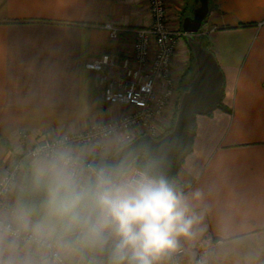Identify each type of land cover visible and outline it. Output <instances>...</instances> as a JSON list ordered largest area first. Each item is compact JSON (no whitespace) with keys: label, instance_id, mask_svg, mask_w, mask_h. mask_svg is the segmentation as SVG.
<instances>
[{"label":"crops","instance_id":"1","mask_svg":"<svg viewBox=\"0 0 264 264\" xmlns=\"http://www.w3.org/2000/svg\"><path fill=\"white\" fill-rule=\"evenodd\" d=\"M166 1L172 27L182 28L197 6ZM208 3L203 40L223 71L228 110L196 116L192 151L177 173V188L203 194L193 206L203 213L204 232L182 241L185 264L201 246L209 264H264V0ZM108 23L123 28L117 38ZM151 23L148 0H0V165L21 162L44 139L128 112L104 104L101 74L86 64L131 52L135 30ZM180 45L172 64L178 93L158 122V136L171 130V113L175 120L184 84L194 75ZM116 140L118 149L124 140Z\"/></svg>","mask_w":264,"mask_h":264},{"label":"clouds","instance_id":"2","mask_svg":"<svg viewBox=\"0 0 264 264\" xmlns=\"http://www.w3.org/2000/svg\"><path fill=\"white\" fill-rule=\"evenodd\" d=\"M119 143L45 139L0 174V264H168L203 235V194L168 182L166 149L126 171Z\"/></svg>","mask_w":264,"mask_h":264},{"label":"built area","instance_id":"3","mask_svg":"<svg viewBox=\"0 0 264 264\" xmlns=\"http://www.w3.org/2000/svg\"><path fill=\"white\" fill-rule=\"evenodd\" d=\"M148 2L152 23L135 30L131 52L105 55L86 64L89 70L101 74L103 102L106 105L128 107L129 111L107 123L91 127L85 134L62 137L67 136L76 143H96L115 135L128 143L142 133L153 137L159 135L158 122L165 116L178 93V85L172 76L173 57L187 33L180 25L170 26L166 0ZM105 28L112 38H117L123 31V28L109 23ZM174 113H171L170 118ZM172 124L171 118L168 126ZM33 148L26 149L24 155L27 156ZM1 168L0 174H3L11 167L6 168L7 171ZM141 169L134 167L129 171ZM204 255H208L207 250L198 248L192 264ZM185 256L186 249L181 246V250L170 258L168 264H184Z\"/></svg>","mask_w":264,"mask_h":264},{"label":"water","instance_id":"4","mask_svg":"<svg viewBox=\"0 0 264 264\" xmlns=\"http://www.w3.org/2000/svg\"><path fill=\"white\" fill-rule=\"evenodd\" d=\"M197 4L192 15L182 19V30L187 33L186 43L193 55L194 75L188 82L178 104L171 130L160 137L143 134L121 146L113 158L125 160L127 169L137 158H143L146 167L151 154L141 151L150 146L152 152L166 149L165 176L173 182L185 158L191 153L195 137L196 116L210 114L218 109L224 98V74L214 53L204 45L203 21L209 14L208 0H193Z\"/></svg>","mask_w":264,"mask_h":264},{"label":"rangeland","instance_id":"5","mask_svg":"<svg viewBox=\"0 0 264 264\" xmlns=\"http://www.w3.org/2000/svg\"><path fill=\"white\" fill-rule=\"evenodd\" d=\"M190 4H191V0H186V2H185V7H186V9L190 6ZM166 5H167V1H166ZM172 27V26H171ZM183 44V47H185V49L183 50V55H182V60L184 61V65H185V67L187 68L188 66H189V64H191V56H190V50L188 49V47H187V45L184 43V42H182L181 43V45ZM180 45V46H181ZM183 82V81H182ZM181 82V83H182ZM180 86V85H179ZM181 95V94H180ZM105 104V103H104ZM106 105V104H105ZM172 118V123L174 122V115L171 117ZM112 119H110V120H107V121H105V122H102V123H99V124H96V125H92V126H90V127H88V128H86L85 130H82V131H78V132H70V133H68V132H66L65 134H63V135H77V134H85L87 131H89V129H91V127H93V126H97V125H102L103 123H107V122H109V121H111ZM166 132H163V134L162 135H164ZM63 135H61V136H59V137H62ZM137 135H139V134H137ZM142 135H143V133H142ZM162 135H160V136H162ZM160 136H157V137H160ZM115 137H120L121 139H122V137L121 136H115V135H113V136H111V137H109L108 139H104L103 141H111V140H114L115 139ZM157 137H155V138H157ZM55 138H57V137H55ZM55 138H47L48 140H51V139H55ZM94 144V143H93ZM125 144H127V142H125L124 141V144H122V146L123 145H125ZM36 146V144H34L32 147H29V148H27V149H30V148H33V147H35ZM23 155H24V152H23ZM25 156V155H24ZM26 157V156H25ZM20 161H17V162H14L15 164H17V163H19ZM134 163V162H133ZM133 163H132V165L127 169V171H129L131 168H134V167H139V166H136V165H133ZM13 166V164L11 165V166H8L9 168L10 167H12ZM0 167H2L1 165H0ZM7 167V168H8ZM1 169H3V170H6V168L5 167H3V168H1ZM7 171V170H6ZM178 190H180L179 188H177ZM184 247V246H183ZM198 248H202V249H206V247H204V246H201V247H198ZM197 248V249H198ZM197 249L195 250V252L197 251ZM207 250V249H206ZM208 252V251H207ZM195 255H196V253H195ZM186 257V256H185ZM185 259V258H184ZM185 264V263H184ZM191 264H192V262H191Z\"/></svg>","mask_w":264,"mask_h":264},{"label":"trees","instance_id":"6","mask_svg":"<svg viewBox=\"0 0 264 264\" xmlns=\"http://www.w3.org/2000/svg\"><path fill=\"white\" fill-rule=\"evenodd\" d=\"M206 44V43H205ZM190 56H191V64H189V66H188V68H187V70H188V73H190V78H191V76L194 74V71H195V67H194V63H193V55H192V52H191V50H190ZM187 75V74H186ZM190 78H189V80H190ZM185 83V82H184ZM183 83V84H184ZM186 83L188 84V79L186 80ZM184 84L185 85V89L187 88V84ZM219 108H221V109H224V110H228V108H226L224 105H223V101L221 102V104H220V106H219ZM133 165H136V166H139V167H141V168H143V169H146L147 167H146V162H145V160L143 159V158H137L135 161H134V163H133ZM171 184L173 185V186H175L176 188L177 187H179V184L177 183V175L175 176V179L173 180V182H171ZM182 191H186L187 190V188L186 187H181L180 188Z\"/></svg>","mask_w":264,"mask_h":264},{"label":"bare ground","instance_id":"7","mask_svg":"<svg viewBox=\"0 0 264 264\" xmlns=\"http://www.w3.org/2000/svg\"><path fill=\"white\" fill-rule=\"evenodd\" d=\"M133 140H134V139H133ZM133 140H132V141H133ZM130 142H131V141H130ZM128 143H129V142H128Z\"/></svg>","mask_w":264,"mask_h":264}]
</instances>
